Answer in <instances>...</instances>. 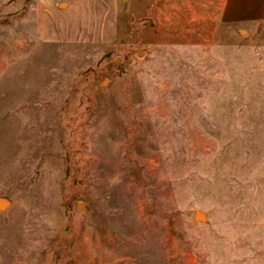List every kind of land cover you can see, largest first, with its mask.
<instances>
[{"label": "rangeland", "instance_id": "374dc122", "mask_svg": "<svg viewBox=\"0 0 264 264\" xmlns=\"http://www.w3.org/2000/svg\"><path fill=\"white\" fill-rule=\"evenodd\" d=\"M66 1L0 0V264H264V15L226 18L264 0H116L77 42L108 3L39 31Z\"/></svg>", "mask_w": 264, "mask_h": 264}, {"label": "crops", "instance_id": "0c3cea01", "mask_svg": "<svg viewBox=\"0 0 264 264\" xmlns=\"http://www.w3.org/2000/svg\"><path fill=\"white\" fill-rule=\"evenodd\" d=\"M106 2L108 4H107V7L105 8L108 9L107 11L109 12V15H110V21L108 19L109 22L106 24H104L103 20H98L97 22L89 21L88 23L86 22V26L82 30L75 28L77 27V25L75 27L73 26L76 30H74L73 28V30L70 31L69 36L71 37V40H70L71 42L85 41L89 39L99 40L102 38L111 39V37H114V31L116 29V20H117L116 0H106ZM75 4H76L75 0H67L65 2V7L61 9V11H56L51 8L49 11L45 12V14H41L40 22H39V31H40L41 23H43L44 18H46L45 16L47 15L50 16L52 14L64 15L69 8L71 7L74 8ZM245 6L248 7L247 8L248 12L241 13L240 10L237 9L236 12L233 11L232 13L228 14L226 18L228 17V20L230 21L242 20V19H252V18H255V16L258 14L257 13L258 11H260L259 12L261 13L260 15H264L263 10L262 11L257 10L256 4H253L251 7L250 3H247V4L245 3ZM238 7L240 8L241 6L239 5ZM79 32H83L87 36V39H84V40L80 39L78 37Z\"/></svg>", "mask_w": 264, "mask_h": 264}, {"label": "water", "instance_id": "95a60500", "mask_svg": "<svg viewBox=\"0 0 264 264\" xmlns=\"http://www.w3.org/2000/svg\"><path fill=\"white\" fill-rule=\"evenodd\" d=\"M8 205H9V202L7 199H4V198L0 199V210L5 209ZM199 215L200 213H196L195 218H201L199 217Z\"/></svg>", "mask_w": 264, "mask_h": 264}]
</instances>
